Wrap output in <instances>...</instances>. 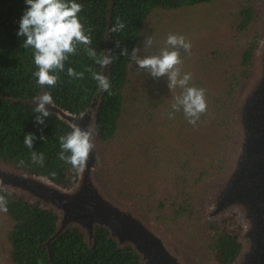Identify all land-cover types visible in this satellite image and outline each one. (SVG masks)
Segmentation results:
<instances>
[{"label": "rangeland", "instance_id": "rangeland-1", "mask_svg": "<svg viewBox=\"0 0 264 264\" xmlns=\"http://www.w3.org/2000/svg\"><path fill=\"white\" fill-rule=\"evenodd\" d=\"M242 1L214 0L209 5L150 14L141 32L137 58L159 56L169 33L186 37L192 45L191 55L180 50L184 61L181 74L190 72V86L206 90L207 111L195 126L187 122L182 110L169 119L171 105L183 90L169 89L167 75L153 77L134 61L124 91L120 131L106 145L96 141L93 134L94 148L88 160L99 172L107 195L140 212L192 264H210L213 257L205 248L206 238L210 237L206 232L211 221L207 216L209 194L228 166L229 153L237 139L236 113L252 76V53L258 39L243 76L242 55L250 39L261 33L255 9L247 29H236ZM249 6L253 10L256 0H250ZM149 38L151 45L147 44ZM177 190L195 206L197 215L191 221L175 223L171 218L165 196ZM161 200L165 202L160 208ZM229 219L239 228L240 240L246 225L234 212L223 214L211 225ZM10 226V219L0 212V264H12L6 238Z\"/></svg>", "mask_w": 264, "mask_h": 264}, {"label": "trees", "instance_id": "trees-1", "mask_svg": "<svg viewBox=\"0 0 264 264\" xmlns=\"http://www.w3.org/2000/svg\"><path fill=\"white\" fill-rule=\"evenodd\" d=\"M250 0H243L238 11L236 29L244 31L253 22ZM83 9L78 16L87 32L91 29V45H76V54L64 62V70H54L59 77L54 87L40 86L33 73L37 71L33 61V49L22 47L23 37H18L19 21L26 11L25 0H0V159L18 167L19 160L25 164L18 167L59 185H69L76 179L77 172L72 166L59 159L61 151L59 138L72 131L65 121L50 113L44 123H36L40 113L34 111L27 101L44 92H51L54 105L61 111L81 117L90 114L94 121L95 140L101 145L109 144L120 131L125 109V88L128 84L130 68L134 62L133 50H138L141 32L151 13L157 10L171 11L209 5L214 0H75ZM110 17V19H109ZM125 24L120 32H110L116 19ZM109 29L108 41L106 32ZM255 36L249 41L241 59L242 76L246 73L247 62L254 46ZM96 52V57L88 55L87 48ZM112 58V62L101 67L96 60L102 55ZM122 51L125 54H121ZM71 67L83 72V79H73L67 75ZM91 68L92 72L85 71ZM92 73L108 76L111 95L99 89L91 78ZM93 105V107H92ZM33 134L36 139L32 151L44 154L41 167L32 163L30 150L24 145V136ZM41 136L44 137L41 140ZM69 155V153H65ZM55 172L53 178L50 174ZM183 184V183H182ZM7 194V212L11 226L7 233L9 257L12 264H140L139 258L130 248H118L108 239L105 229H96L92 242L86 245L83 236L74 228L65 231L51 244L46 245L55 232L57 216L53 211L26 202L13 193ZM171 208V218L175 223L191 221L196 217L192 201L178 190L165 196ZM165 200L158 206L161 208ZM210 237L205 248L213 254L210 264H233L241 250L239 228L229 219L223 224L206 227Z\"/></svg>", "mask_w": 264, "mask_h": 264}, {"label": "water", "instance_id": "water-1", "mask_svg": "<svg viewBox=\"0 0 264 264\" xmlns=\"http://www.w3.org/2000/svg\"><path fill=\"white\" fill-rule=\"evenodd\" d=\"M252 8L259 15L261 28L252 53V76L237 109V139L231 147L228 166L213 186L207 205V216L211 220L208 224L219 221L225 213L234 212L246 225L239 240L241 250L233 264H264V0H256V6ZM108 34L109 29L106 42ZM105 56H108L107 51ZM43 93L42 88L39 96ZM36 98L27 103L37 106ZM45 107L70 127L77 124L82 130L92 129L94 121L90 114L76 118L55 106ZM91 162H87L82 173L77 172L75 180L63 186L0 159V177H4L5 183L0 191L13 193L26 202L54 212L58 218L56 229L46 245L74 228L82 236L86 235L84 241L88 246L96 229L102 228L118 248L132 249L140 264H192L170 244L158 227L147 223L140 212L107 195L99 172L93 170Z\"/></svg>", "mask_w": 264, "mask_h": 264}, {"label": "clouds", "instance_id": "clouds-1", "mask_svg": "<svg viewBox=\"0 0 264 264\" xmlns=\"http://www.w3.org/2000/svg\"><path fill=\"white\" fill-rule=\"evenodd\" d=\"M26 11L20 18L18 37H23L22 47L33 49V61L38 69L33 73L36 82L40 86L54 87L59 77L53 73L54 70L63 71L64 62L70 55L76 54V45H91V29L85 30L80 22L78 13L83 9V5L75 0H25ZM125 28L124 22L116 19L110 32H120ZM152 44V39L147 41ZM166 47L159 56L151 55L143 59H138L136 50H133L132 59L139 69L147 70L151 76L159 78L168 76L169 89L181 88L183 91L175 97V103L171 105L172 111L168 112V118L173 119L174 113L183 111L187 122L196 125L199 117L207 111L206 90L195 86H190L192 74L184 72L181 74V66L184 61L181 58L180 50L191 55V42L183 35L169 33L165 40ZM171 49V50H169ZM89 57L95 58L96 52L90 47L87 48ZM122 55L125 54L123 51ZM112 62L110 56H101L96 60L101 67H105ZM85 71L92 72L91 68ZM67 75L73 79H83L84 73L77 72L73 68L67 69ZM91 78L98 83L99 89L109 92L111 95V82L106 75L92 73ZM37 106L34 111L40 113L36 117V123L43 124L44 117L50 113L46 110V105H54L51 92L46 91L39 96ZM72 131L59 138L61 151L59 159L70 164L76 172L82 173L89 160V155L94 148V129L82 130L77 124H73ZM44 139L43 136L40 137ZM36 137L28 133L24 136V145L30 150L32 163L41 167L44 164V154L32 151ZM65 153H69L66 155ZM25 161L19 160L18 167H23ZM53 178L55 172L50 174ZM51 182V181H49ZM5 187L4 177H0V189ZM7 194L0 193V212H7Z\"/></svg>", "mask_w": 264, "mask_h": 264}]
</instances>
